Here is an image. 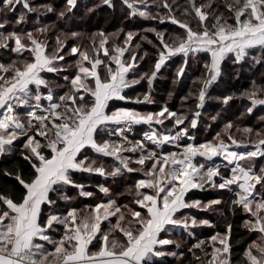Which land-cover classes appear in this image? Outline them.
Wrapping results in <instances>:
<instances>
[{
    "label": "snow or ice",
    "instance_id": "1",
    "mask_svg": "<svg viewBox=\"0 0 264 264\" xmlns=\"http://www.w3.org/2000/svg\"><path fill=\"white\" fill-rule=\"evenodd\" d=\"M121 3L132 18L170 22L183 30L182 35H173L167 29H144L157 41L149 72L139 71L148 52L136 51L139 43L133 50L132 41L139 33L126 32L121 44L122 28L92 33L87 46L76 43L81 33L60 32L50 47L45 37L54 25L43 24L41 17L55 13L65 19L78 7L77 0H65L63 9L34 0H0V50L16 56L0 59V163L13 156L23 162L0 167V177L11 178L21 188L17 193L14 185L0 184V264H168L167 257L184 264L180 242L168 237L173 232L191 237L194 229L218 227L185 211L193 209L217 214L225 230L197 239L188 249L189 264H264V164L258 169L256 164L264 159V128L236 126L235 132L243 137L238 139L234 124L228 122L210 141L181 143L185 138L195 141L200 109L222 77L227 59L241 64L251 51L260 50L261 55L251 56V61L264 67V0ZM104 5L116 7L114 0H100L96 7ZM32 14L35 19L30 21ZM142 39L153 43L146 35ZM201 53L208 55L205 74L193 81L198 90L183 98L196 96L197 110L191 117L172 111L167 103L158 111L117 104H155L153 83L161 69L179 56L180 79L190 59ZM66 57L76 59L68 63ZM49 74L65 83L50 80ZM142 81L147 82V91L129 95ZM60 89L66 90L60 94ZM234 98L250 102L247 114L264 107V75L260 83L252 80L239 97L224 96L222 103L228 105ZM259 120L264 122V115ZM138 125L147 126L142 139H129ZM166 145L177 150L164 151ZM89 151L97 158L111 157L116 164L109 171ZM77 173L113 179L140 173L142 178L118 193L96 185L106 197L98 199ZM206 187L231 194L227 210L223 198L206 202L188 198L193 190ZM69 190L76 195H69ZM121 197H131L130 203H118ZM79 198L97 202L73 206ZM58 201L64 202L63 209ZM237 210L246 214L243 227L257 238L234 262L228 214L234 216ZM169 245L178 251H166Z\"/></svg>",
    "mask_w": 264,
    "mask_h": 264
},
{
    "label": "trees",
    "instance_id": "2",
    "mask_svg": "<svg viewBox=\"0 0 264 264\" xmlns=\"http://www.w3.org/2000/svg\"><path fill=\"white\" fill-rule=\"evenodd\" d=\"M36 4L39 3H52L57 9H63L65 5V0H34ZM78 7L73 9L65 19H58L55 13H49L45 17H41L42 23L47 25H54L52 30L45 37L51 46L55 45V36L60 32L70 33L79 32L81 33V39L76 43H81L85 46L88 45V37L95 32L103 30L106 33H114L119 29H124V32L120 33L118 43H123L125 34L128 31L139 33L132 41L133 50H135V44L139 43L141 48L139 50L140 54L143 52H148V56L145 57L143 61L140 62L139 71L149 72L156 59V48L154 44L157 42L154 33L145 32L144 29L157 27L158 30L167 29L168 33L175 35L176 33L183 34V30L179 28L178 25L171 24L170 22H165L164 24H159L156 21H148L143 18H132L128 15V10L126 6H122L121 0H114L116 4L115 8H109L108 6L96 7L100 4V0H77ZM181 3H185L186 0H180ZM203 2V0H198ZM88 8H95L94 12H88ZM220 11H224L223 7ZM179 15V13H177ZM11 18V17H9ZM30 21L35 19V14L29 17ZM231 22V21H229ZM195 22H193L194 24ZM32 23L27 27L29 30L32 28ZM147 36L148 40L153 41L149 44L147 40H143V36ZM72 40L68 41L71 45ZM67 51V49H66ZM261 55L260 50L251 51L249 58L246 62L241 64L232 63V59H227L223 66L222 77L209 89L208 97L206 98L205 105L201 111V117L199 119V124L193 134L195 135L196 143H203L205 141L212 140L216 133L222 132L224 125L228 122L234 124L233 133L238 139H242L241 133L235 132V127L240 128L252 127L255 130H260L264 128V122L259 120V117L264 115V107H258L254 109L253 113L247 114L245 109L250 105V102L246 99L234 98L229 102L228 105L222 103V98L226 95L235 93L239 97V93L244 89L251 87V81L256 80L257 83L261 82V76L264 75V67L261 65H256L252 63L251 56ZM15 59V54L5 53L0 50V59L7 61L9 59ZM125 58H127V53ZM76 57L68 58L66 61L72 63ZM208 55L201 53L193 56L189 61V66L185 70V74L182 78L177 79L176 72L178 67L182 64V60L179 56L172 58L166 65L162 68L158 74V78L153 83L152 97L156 101L155 104H144V105H134L125 104L124 102H117L119 106L136 107L141 111H158L160 106L167 103L168 107L172 111H177L178 113H184L192 116V113L197 110V99L195 95H192L188 100L183 98L189 95V92L195 93L198 90L199 85L193 84L194 80H197L203 74H205V69L203 64L207 62ZM69 75L70 73H64ZM48 78L50 80L56 81L58 84L63 85L65 82L62 78L57 77L55 74H49ZM173 81H176L175 83ZM148 85L146 81H142L140 85H137L134 90L129 91V95H136L137 93H144L147 91ZM66 89H60L59 93L63 94ZM171 93V97H169ZM217 113L220 115L215 121L211 119L212 116H216ZM243 114V115H242ZM187 123V121H186ZM167 124V122H166ZM170 126V125H169ZM146 125H138L134 128L133 132L129 134V139L140 140L142 139V133L145 130ZM115 139V137L113 138ZM254 139V137H253ZM183 142V141H182ZM171 150L170 145H166L164 151ZM18 155V154H17ZM88 155L92 158H97L91 151ZM98 163H103L107 170H111L116 164L113 158L103 157L97 158ZM12 161L16 163H23L22 160H17L16 156L10 157L8 161L0 163V167H11ZM257 169L264 164V159L258 160L256 162ZM135 166V165H134ZM77 179L87 185H90L87 190L93 191L98 199H106L102 193L99 192L96 185L104 184L109 187L113 193L123 192L126 187L132 185V183L142 178L140 173H131L123 178L113 179L112 177H103L99 174H76ZM0 184H7L10 186H15L17 193L21 191L19 185L16 184L11 178L0 177ZM69 195L75 196V190H69ZM190 199H200L202 201H208L216 198H223L225 200L224 209L227 210V201L231 198V194L227 191H217L206 187L205 190H193L189 193ZM131 197H121L118 203H130ZM97 200L92 198H79L73 201V206L83 207L85 204H94ZM59 207L63 209L65 207L64 202L58 201ZM190 211L191 215H195L197 218L204 219L207 218L217 223L218 227L216 229L201 227L194 229V236H188L187 233L177 234L173 232L169 237H174L181 244V249L185 252L184 264H189L192 261L191 253L188 249L192 244L196 243L197 239H207L209 236L214 234L215 231L223 232L225 229L223 227L224 221L221 220L215 213H203L197 210H185ZM248 217L242 211L237 210L236 215L232 216L228 214V220L233 225L232 230V244H233V261H238L242 257V253L245 247L252 240L257 237L250 234L248 230L243 227V221ZM166 251H178L174 246H166ZM211 249L209 248V251ZM199 255V252L197 253ZM168 264H179L175 258L167 257Z\"/></svg>",
    "mask_w": 264,
    "mask_h": 264
},
{
    "label": "rangeland",
    "instance_id": "3",
    "mask_svg": "<svg viewBox=\"0 0 264 264\" xmlns=\"http://www.w3.org/2000/svg\"><path fill=\"white\" fill-rule=\"evenodd\" d=\"M145 129L147 130V126L145 127ZM145 130V131H146ZM142 136H143V133H142ZM184 142H189V143H191V142H195V141H191V140H187V138H185V141H183V142H181V143H184ZM196 143V142H195ZM177 149H176V147H175V145H171V151H176ZM235 150H237V149H235ZM169 151V150H168ZM237 151H239V150H237ZM222 161H217V163H221ZM197 219H200V218H197ZM168 238H170V239H173V240H176L174 237H168ZM178 241V240H177Z\"/></svg>",
    "mask_w": 264,
    "mask_h": 264
},
{
    "label": "water",
    "instance_id": "4",
    "mask_svg": "<svg viewBox=\"0 0 264 264\" xmlns=\"http://www.w3.org/2000/svg\"><path fill=\"white\" fill-rule=\"evenodd\" d=\"M237 150H239V151H240V150H242V149H237ZM198 159H199V158H198ZM217 161H221V159H219V158H218V159H217Z\"/></svg>",
    "mask_w": 264,
    "mask_h": 264
},
{
    "label": "crops",
    "instance_id": "5",
    "mask_svg": "<svg viewBox=\"0 0 264 264\" xmlns=\"http://www.w3.org/2000/svg\"><path fill=\"white\" fill-rule=\"evenodd\" d=\"M145 130H146V129H145ZM145 130H144V131H145ZM170 146H171V145H170Z\"/></svg>",
    "mask_w": 264,
    "mask_h": 264
},
{
    "label": "built area",
    "instance_id": "6",
    "mask_svg": "<svg viewBox=\"0 0 264 264\" xmlns=\"http://www.w3.org/2000/svg\"><path fill=\"white\" fill-rule=\"evenodd\" d=\"M144 132V131H143Z\"/></svg>",
    "mask_w": 264,
    "mask_h": 264
}]
</instances>
